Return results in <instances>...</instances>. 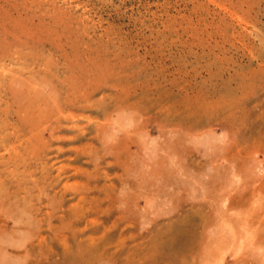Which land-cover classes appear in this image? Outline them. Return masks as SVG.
<instances>
[{"label": "rangeland", "instance_id": "obj_1", "mask_svg": "<svg viewBox=\"0 0 264 264\" xmlns=\"http://www.w3.org/2000/svg\"><path fill=\"white\" fill-rule=\"evenodd\" d=\"M0 15V264H264V0Z\"/></svg>", "mask_w": 264, "mask_h": 264}, {"label": "bare ground", "instance_id": "obj_2", "mask_svg": "<svg viewBox=\"0 0 264 264\" xmlns=\"http://www.w3.org/2000/svg\"><path fill=\"white\" fill-rule=\"evenodd\" d=\"M0 16H1V15H0ZM4 19H5V18H4ZM15 21H16V20H15ZM15 21H14V22H15ZM0 22H1V20H0ZM3 24H4V23H2L1 25H3ZM3 26H4V25H3ZM0 27H2V26H0ZM13 27H14V26H13ZM5 28H6V27H5ZM1 29H2V28H1ZM5 30H7V29H5ZM9 30H10V34H11V33H12V30H11V29H9ZM17 30H18V29H17ZM7 31H8V30H7ZM7 31H6V33H7ZM15 31H16V30H14L13 35L15 34ZM19 31L21 32L22 30H18V32H19ZM18 32H17V33H18ZM20 32H19V33H20ZM23 33H25V32H23ZM8 34H9V32H8ZM23 35H25V34H23ZM28 35H29V34H28ZM10 36H11V35H10ZM14 36H17V34L14 35ZM14 36H13V37H14ZM11 37H12V36H11ZM17 37H18V36H17ZM26 37H28V36L26 35ZM14 38H15V37H14ZM20 38H21V37H20ZM5 39H7V38H5ZM22 39H23V38H22ZM22 39H21V40H22ZM30 39H31V38H30ZM17 40H18V39H17ZM25 40H27V39H24L23 42H25ZM32 40H33V39H32ZM7 42H8V41H7ZM21 42H22V41H21ZM18 43H19V42H18ZM14 44H15V43H14ZM15 45H16V44H15ZM2 47H3V46H2ZM19 50H20V49H19ZM10 58H11V57H10ZM0 63H1V62H0ZM16 71H17V70H16ZM2 72H3V71H2ZM14 73H16V72H14ZM7 77H8V76H7ZM11 77H13V76H11ZM18 79H19V78H18ZM24 79H25V78H24ZM13 80H14V77H13L12 81H13ZM13 82H14V81H13ZM36 94H38V93H36ZM36 94H34V95H36ZM36 96H38V95H36ZM48 96H49V95H48ZM44 97H45V96H44ZM39 98H41V97H39ZM39 98H38V99H39ZM46 98H47V97H46ZM18 101H19V100H18ZM63 112H64V111H63ZM66 114H67V113H66ZM33 115H34V114H33ZM79 128H80V127H79ZM2 132H3V131H2ZM1 134H2V133H1ZM1 136H2V135H0V137H1ZM4 136H5V134H4ZM18 143H20V142H18ZM14 146H15V145H14ZM11 148H12V147H11ZM83 149H84V148H83ZM12 160H13V159H12ZM0 161H1V160H0ZM3 168H4V167H3ZM61 169H62V168H61ZM62 170H63V169H62ZM58 171H59V170H58ZM58 171H57V173H58ZM57 173H56V174H57ZM66 185H67V184H65V186H66ZM67 187H68V186H67ZM66 189H67V188H66ZM26 211H27V210H26ZM6 262H7V261H6Z\"/></svg>", "mask_w": 264, "mask_h": 264}]
</instances>
